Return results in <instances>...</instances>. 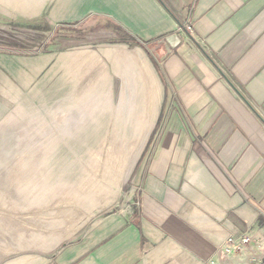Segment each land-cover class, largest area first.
<instances>
[{
  "label": "crops",
  "instance_id": "crops-1",
  "mask_svg": "<svg viewBox=\"0 0 264 264\" xmlns=\"http://www.w3.org/2000/svg\"><path fill=\"white\" fill-rule=\"evenodd\" d=\"M46 6L54 27L105 20L140 45L0 53V133L26 100L37 112L96 108L69 116L76 138L143 142L139 155L90 149L80 239L50 254L24 245L33 253L10 259L15 246L1 244L0 264H264V0H33V19ZM117 67L131 75L123 85ZM130 181L140 190L132 213L104 215ZM245 235L242 252L218 257Z\"/></svg>",
  "mask_w": 264,
  "mask_h": 264
},
{
  "label": "rangeland",
  "instance_id": "rangeland-1",
  "mask_svg": "<svg viewBox=\"0 0 264 264\" xmlns=\"http://www.w3.org/2000/svg\"><path fill=\"white\" fill-rule=\"evenodd\" d=\"M0 1V53L39 57L52 49L61 52L97 49L101 45L114 46L110 43L121 40L112 36L106 27L111 23L105 20L54 27L45 15L48 6L41 18L33 19V12L30 11L34 8L33 0ZM120 36L125 35L120 32ZM142 56L145 57L144 54ZM129 76L127 68H119L114 74L115 82L123 85L124 81H129ZM33 102L23 100L24 108L14 106L8 120L2 124L7 130L0 133L3 134L0 136V246H15L5 252L6 255L9 253L7 259L33 253L24 250V245L40 247L37 254H50L64 244L80 239L89 220L85 217L86 199L79 197L81 192L76 190H80L82 169L85 176L95 173L92 164L96 161L90 149L96 152L103 147L104 150L111 147L115 151L127 152L131 148L136 149L139 155L143 142L138 138H76L72 135L80 134L77 133L80 123H69V116L81 113L91 115L96 108L72 106L49 110L48 107H41L38 110L41 114H37L38 108L32 106ZM64 149L71 151L67 152L68 156L58 153V150ZM39 177L44 184L34 187ZM88 191L86 187L85 194ZM139 191L131 181L127 182L118 192L116 203L104 215L131 214L138 204L135 197ZM66 226L73 228V234L63 233ZM55 230L57 233H54Z\"/></svg>",
  "mask_w": 264,
  "mask_h": 264
},
{
  "label": "built area",
  "instance_id": "built-area-1",
  "mask_svg": "<svg viewBox=\"0 0 264 264\" xmlns=\"http://www.w3.org/2000/svg\"><path fill=\"white\" fill-rule=\"evenodd\" d=\"M188 32L192 29L190 26L185 28ZM251 242V237L249 235L242 236L240 238L229 237L217 250L218 257L229 258L237 253H240L244 248ZM262 264V263H255Z\"/></svg>",
  "mask_w": 264,
  "mask_h": 264
},
{
  "label": "trees",
  "instance_id": "trees-1",
  "mask_svg": "<svg viewBox=\"0 0 264 264\" xmlns=\"http://www.w3.org/2000/svg\"><path fill=\"white\" fill-rule=\"evenodd\" d=\"M107 27V29L110 31V32H118V29L116 28V27H113L111 24L110 25H108V26H106ZM120 29V28H119ZM120 31H122L121 29H120ZM110 44H122V45H127L128 47H130V48H133V47H137V46H139L140 44H138V43H136L135 41H133V40H130V36L129 35H127V33H126V35L125 36H123V38H121V40H116V41H114V42H112V43H110Z\"/></svg>",
  "mask_w": 264,
  "mask_h": 264
},
{
  "label": "water",
  "instance_id": "water-1",
  "mask_svg": "<svg viewBox=\"0 0 264 264\" xmlns=\"http://www.w3.org/2000/svg\"><path fill=\"white\" fill-rule=\"evenodd\" d=\"M173 37H175V36H173ZM175 38H177V37H175ZM168 42H170V41L168 40ZM178 42H179V40H178ZM170 44H171V43H170ZM170 46H171V48L168 49V53H171L172 50L175 48V46H174L173 44H171Z\"/></svg>",
  "mask_w": 264,
  "mask_h": 264
}]
</instances>
